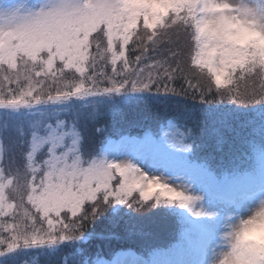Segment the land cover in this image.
<instances>
[{
	"label": "snow or ice",
	"instance_id": "6c2138e0",
	"mask_svg": "<svg viewBox=\"0 0 264 264\" xmlns=\"http://www.w3.org/2000/svg\"><path fill=\"white\" fill-rule=\"evenodd\" d=\"M130 93L156 97L155 123L113 140L109 120L141 118L100 105ZM223 105L264 107V0H0L3 264L45 246L48 264H216L220 221L264 197L232 152L264 137V113L210 111ZM171 216L189 259L87 243L146 241L149 217ZM220 264H264V233H235Z\"/></svg>",
	"mask_w": 264,
	"mask_h": 264
},
{
	"label": "trees",
	"instance_id": "16d2710c",
	"mask_svg": "<svg viewBox=\"0 0 264 264\" xmlns=\"http://www.w3.org/2000/svg\"><path fill=\"white\" fill-rule=\"evenodd\" d=\"M167 100L171 106L183 107L186 102L181 97H167ZM113 103H119L122 105L129 113L140 117L136 124L121 121L109 120L106 124L108 128V134L111 139H118L116 133L118 131L131 134L132 136H138L142 134V128L138 125L141 123H155L154 121L143 120V116L152 114L156 110V97L151 93L144 94H126L116 96L113 99L104 98L103 104L100 105L103 108L105 105H110ZM211 112H229L233 115L237 122L249 121L250 123H259V119L262 113H264V107L260 105H249V106H237V105H223L210 109ZM205 124H207V118L205 119ZM260 150H264V137L256 135L253 138L252 144H246L243 141L238 140L232 148V152L244 161V167L248 168L250 171L254 167V162L256 160V153ZM121 214L136 218L137 214L131 212L129 209L118 206ZM176 212H181V210H175ZM112 210L106 215H111ZM103 219V218H102ZM155 223V228L153 235L150 239L146 241L137 242L136 244H131L130 242L120 241L113 239L111 242H103L97 240L95 244L91 241L87 242L91 244V247L95 251H100L107 256L113 250L120 251L122 248L126 249L129 246L133 247V251L137 255H142L145 251V247H157L162 254L175 250L177 241L179 240V221L175 216L170 218H159V217H149ZM83 245L85 242H80ZM186 245V242H185ZM57 247H64V245H59ZM49 251L46 246L44 248H32L27 251L19 250L11 264H48V258L45 253ZM0 264H3V260L0 259Z\"/></svg>",
	"mask_w": 264,
	"mask_h": 264
},
{
	"label": "clouds",
	"instance_id": "9594fccd",
	"mask_svg": "<svg viewBox=\"0 0 264 264\" xmlns=\"http://www.w3.org/2000/svg\"><path fill=\"white\" fill-rule=\"evenodd\" d=\"M254 223H251L253 222ZM246 229V234L259 236L264 233V197L249 202L243 209L229 212L220 221V230L217 236V260L220 264V256L226 253L227 246L232 243L235 233Z\"/></svg>",
	"mask_w": 264,
	"mask_h": 264
},
{
	"label": "rangeland",
	"instance_id": "374dc122",
	"mask_svg": "<svg viewBox=\"0 0 264 264\" xmlns=\"http://www.w3.org/2000/svg\"><path fill=\"white\" fill-rule=\"evenodd\" d=\"M113 140H116V139H113ZM260 151H264V150H260ZM260 151H258L256 153V156ZM139 164L141 167L145 168V170L152 171V169H151V167L147 161H139ZM251 173H252L254 179H256L257 181H259L261 179V177L264 176V169H262L261 164L257 159L254 162V167L251 170ZM22 250L27 251L28 249H22ZM178 253H179V247H176L175 250H173L172 252L168 251L165 254H162V252H161L162 255H165L171 259H189V258H191L189 255L181 256Z\"/></svg>",
	"mask_w": 264,
	"mask_h": 264
}]
</instances>
